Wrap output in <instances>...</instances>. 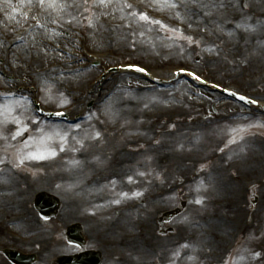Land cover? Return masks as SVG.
Segmentation results:
<instances>
[{"label":"rangeland","instance_id":"obj_1","mask_svg":"<svg viewBox=\"0 0 264 264\" xmlns=\"http://www.w3.org/2000/svg\"><path fill=\"white\" fill-rule=\"evenodd\" d=\"M57 2L73 6L60 10L41 8L38 0H0V46L6 44L3 40L11 38L15 30L24 29L22 43L26 48H33L30 44L34 38L41 39L39 43L44 48L43 38H49L47 31L53 25L59 38L50 41L55 44L64 43L66 48L77 43L74 49L76 55L70 60H75L74 68L79 72L91 71L87 78L76 83L73 78L65 76L72 72H65L67 69L58 65L52 71L56 72L58 81L51 80L55 74L51 75V79H38L37 76L48 75L46 70L49 66L62 64L60 56L59 59L49 55L41 65H37L34 60L30 69L22 63L18 69L16 64L18 73L12 76L3 72L6 67L8 70L14 68V60H19L22 54L27 53L22 47L12 55L13 63L8 59L6 62L5 58L6 63L1 64L0 90L3 89V93L0 94V106L25 105L27 110L18 107L14 115L27 123L30 131L12 140L11 134L16 131L17 125L8 123L0 126V135L8 136L7 141L0 139V160L4 161L0 163L3 169L0 188L5 182L9 186L8 192L0 190V204H6L10 198V206L13 208L6 210L10 214L5 215H11L12 218L7 223L0 218V247H3L4 242L11 243L6 240L7 230L28 235V229L34 223L28 220L43 223L33 200L37 193L46 191L62 200L58 216L42 224V227L46 225L55 232L87 214L108 213L112 206L118 204L137 205L136 210L131 213L124 210L122 214L131 217L132 226H135V220L138 219L151 231L150 239L142 236L137 242L139 248L153 246L150 256H140L141 264H208L220 258L218 255L223 253L227 245L215 247L212 240L216 237L208 238L207 231L215 236L225 233V242L228 239L230 243L228 249L238 244L230 258L219 264H228L232 258L237 261L244 257L252 264H264V256L258 248L264 243V127L249 128L250 125L264 124V113L253 108L249 116L231 118L234 114L248 112L249 108H243L240 104L234 106L221 95H217V98L214 96V101L210 102L203 95L205 90L185 78L172 86H161L143 78L122 87L119 85L120 75L109 74L103 76L107 79L102 84H95L108 66L128 62L141 63L155 70L162 78L169 77L173 68L192 67L209 79L224 83L231 81L245 85L242 79L252 74L255 77L262 74L261 80H264V59L251 52L254 43L246 33L250 29L246 23L250 21L245 18L254 9L264 10L260 0H173L179 6L164 10L155 8L153 0H126L136 10L146 12L154 20L162 21L171 28L181 29L185 36L199 41L191 44L179 39L177 33L168 32L157 25L137 24L121 19L122 13L116 0L108 8L91 9L97 15L101 11L109 13L99 15L98 21L93 16L95 27L88 25L90 13L75 7L76 3H83V0ZM124 2L119 0L121 5ZM91 3L92 0H89ZM190 9L195 12L200 10L196 22L188 15ZM255 28L261 30L259 23L250 29L251 33ZM239 35L243 38L239 39ZM86 51L103 55L102 60L94 65ZM233 61L238 64L228 67V62ZM81 64L89 68L79 69ZM45 82L50 89L47 102L44 99ZM90 85L93 89H88ZM23 86L31 88L21 89ZM243 88L240 87L241 91L254 97L259 93L257 97L264 100V81H251L247 89ZM27 89L30 93L24 91ZM16 91H21V94ZM33 99L43 102L42 107L45 109L66 107L72 117L78 119L73 123L59 119L47 121L34 113ZM115 102L130 104L123 110L120 106H114ZM29 116L39 120L46 132L68 133V141L62 145L64 151L60 150L61 141L57 136L33 144L30 149L32 151L51 148L57 155L45 160H26L23 165L16 167L17 147L34 136L39 141L36 126L26 119ZM246 128L249 130L243 133V140L233 132V129ZM96 132L100 133L99 138H91ZM233 138L236 143H232ZM77 141H82L83 146ZM162 153H165V159H172L170 164L176 165L162 162ZM180 156L186 159L181 167L177 165ZM217 175L219 179L216 184L213 183L217 187H209ZM74 176L81 178L80 181L74 179ZM21 181L24 183L19 185ZM123 193H127V197ZM134 193L142 195L135 196ZM234 194L241 196L238 210L231 211L228 207L224 210L220 205L216 209L215 201L233 198ZM16 200L19 202L15 203ZM115 200L120 203H114ZM197 200L202 202L196 203ZM23 203L27 208L30 203V209L26 210ZM91 205L94 213H87ZM160 207H178L181 211L171 222L165 223L164 233L159 227L160 231L157 230L159 224L154 217L158 214L156 208ZM3 208L0 206L1 210ZM209 215L215 218L212 223L207 220ZM219 218H225L227 229H214ZM229 218L238 220L235 231L229 224ZM113 222L108 218L106 226L110 227ZM203 222L207 226H203ZM131 231L133 229L130 224L129 229L122 228L111 234L107 232L106 235L98 236V243L101 245L104 240H121L122 232L127 234ZM159 238L164 239L159 242ZM123 249L132 261L133 251L128 247L120 248L121 251ZM250 261H241V264H250ZM0 264H9L1 253ZM42 264H48L47 260ZM110 264L117 263L111 261Z\"/></svg>","mask_w":264,"mask_h":264},{"label":"snow or ice","instance_id":"obj_2","mask_svg":"<svg viewBox=\"0 0 264 264\" xmlns=\"http://www.w3.org/2000/svg\"><path fill=\"white\" fill-rule=\"evenodd\" d=\"M116 3L119 6V10L122 13L121 19H128L130 22H134L137 24L157 25L159 27L164 28L168 32L177 33L179 39H184L189 44H191L193 42L199 43V41H194L191 36H185L181 29L171 28L170 26L163 24L162 21L154 20L146 12L136 10L134 8V6L130 3H127L126 0L122 5L119 4V0H116ZM112 4H113V0H92L91 4H89V0H83V3H76L75 7L82 8L85 12H89L90 15L87 18L88 19V25L90 27H95V22H94L92 17L95 16L96 21H98L99 15H109V13L101 11L99 13V15H97L96 13L91 12V9L93 7L105 9V8H108L109 6H111ZM38 6L41 8H56V9L63 10L66 7H72L73 5L58 3L57 0H49L48 3H46V0H38ZM153 6L155 8H157L158 10H164V9H175L179 5L174 3L173 0H153ZM128 10H131V11H128ZM176 15L179 16V13H177ZM72 19L76 20V17H73ZM71 22L72 21H69V23H71ZM39 26L43 27V25H39ZM129 27H131V23H129ZM237 27H243V25H237ZM141 35H143V33H141ZM129 67H133V66H129ZM135 70L140 71V72L145 71V69L139 68V67H135ZM184 71L185 70L181 68L177 73H175V75H179L181 72H184ZM192 75L194 76V79H196L197 81L201 80L200 76H196L195 74H192ZM44 91L46 94L44 99H45V102H47L48 94L50 92V89H48V87H47V82H45ZM8 95H15V94L9 93ZM232 95H236V94L232 93ZM240 99L245 100L246 98L241 96ZM28 103L30 104V101ZM248 103L255 104L256 101L249 100ZM18 107L21 109L27 110L25 105H20V104H16V105L5 104V105L0 106V117H3L2 119H0V126H5L8 123H12V124L17 125L16 131L11 134L12 140H16L18 137H23L25 133L30 131L28 124L25 123L24 121H22L18 116L14 115L16 108H18ZM55 114L61 115V116L64 115V113H61V112H57ZM26 119L30 120L31 123L36 126V133L39 136V141L34 136L30 139V141H23L20 144V146L17 147L16 154H15L16 155V161H15L16 167L23 165L26 160H45V159H48L51 157H55L57 155V153L55 150H53L51 148H49L45 151H32V150H30L33 144H36L38 142L42 143V142H44V140H51L53 138V136L59 137V139L61 141L60 150L64 151V148L62 145L67 143L68 135H69L68 133L62 134L58 131L49 133V132H46L44 127L41 126V122L39 120L32 119L30 116L26 117ZM256 126L264 127V124H262V125H250L249 128L256 127ZM77 127H79V126H77ZM248 130L249 129H247V128L246 129H238V130L233 129V132H235L237 135H239V138L241 140H243V138H244L243 133H246ZM99 136H100V133L96 132L95 135L91 138L96 139V138H99ZM0 139L7 141L8 136L0 135ZM236 142H237L236 139L233 138L232 143H236ZM77 143H80L81 146H83L82 141H77ZM73 150H75V149H73ZM3 162L4 161L0 160V163H3ZM73 163H79V162L74 161ZM140 175H144V173H140ZM129 182H131V177L129 178ZM113 183H115V182H113ZM122 195L127 197L128 194L123 193ZM134 195L140 196L142 194L141 193H134ZM113 202L117 203V204L120 203L119 200H115ZM201 202L202 201H200V200L196 201V203H201ZM188 246L189 245H183L182 247H188Z\"/></svg>","mask_w":264,"mask_h":264},{"label":"bare ground","instance_id":"obj_3","mask_svg":"<svg viewBox=\"0 0 264 264\" xmlns=\"http://www.w3.org/2000/svg\"><path fill=\"white\" fill-rule=\"evenodd\" d=\"M260 2L262 3V5L264 6V3H263V0H260ZM260 4V3H259ZM260 8H262V7H260ZM264 9V8H263ZM189 12H190V14H188L190 17H192L193 18V21L194 22H196V20L198 19V16L200 15L199 13H200V10H198L197 12H195L194 10H189ZM250 13H252V14H246L245 15V18H248V22L249 23H246L247 24V26L249 25L250 26V29L251 28H253V27H255V25L257 24V23H259V26H260V29L261 30H259L258 28H255V31H253V33H251L252 31H250V29L248 30V31H246V33L249 35V37H250V39L252 40V42L254 43V45H253V47H252V49H251V52L252 53H254V54H256V56H261V57H264V49H263V51H261V48H264V10H262V9H254L253 11H250ZM254 16V17H253ZM251 18H253V19H251ZM42 33H46V32H42ZM255 40H256V42H255ZM41 41V40H40ZM39 40H38V38H34L32 41H31V46L34 48V54H35V57H36V64L37 65H41V64H43L45 61H46V59H47V57L46 56H51V57H57V56H59V54L58 53H50V52H48L45 48H43L42 46H41V42H40ZM40 42V43H39ZM22 49L23 50H25L26 49V52L27 53H25V57L22 59V60H19V62H21L22 64H24V66H25V68H26V64H27V61H28V58H29V52H31V48L30 47H25V46H23L22 47ZM27 56H28V58H27ZM102 56L101 55H99V58L100 59H102L101 58ZM225 57H227V55L225 56ZM227 60H229V59H227ZM17 61V60H16ZM234 66L236 65V64H238V63H232ZM18 65V69L21 67V66H19L20 65V63H18L17 64ZM64 67H66V69L68 70V71H71L72 73L70 74V75H65V76H67V77H70V78H73V81L74 82H76V83H80V82H82L85 78H87L88 77V74H89V72H91V71H88V72H84V73H81V72H77V71H74V70H71L72 69V67L70 68L69 67V65H64ZM56 72H52L51 71V73H48V75H45V76H40V77H38L37 76V78L38 79H41V80H47L48 78H50L51 79V75H53V74H55ZM58 75H61V74H58ZM117 76V75H120V78H119V82H120V86H122V87H126V86H129V85H127V84H132L133 83V81L134 80H139L140 79V81H141V79H143L144 78V76H142V75H140V74H138V73H133V72H124V71H117V72H114L113 74H111V76ZM58 76H57V74H55L54 75V77H52V82L53 81H58L57 78ZM62 77H64V76H62ZM59 79H60V76H59ZM107 78H105L103 81H105ZM102 81V82H103ZM102 82H101V84H102ZM131 86V85H130ZM203 95H204V97L208 100V101H214V96H215V98H217V94L215 95V94H210L209 92H206V91H204L203 92ZM90 97H91V95H90ZM100 98H102L103 99V97H100ZM128 104H130V103H126V102H115L114 103V106H120L123 110H125L127 107H128ZM237 106V105H236ZM161 160H162V162H165L166 163V165H169L171 162H172V159L171 160H168V159H165V153L163 154L162 153V155H161ZM186 159L185 158H183L182 156H180V157H178V162H177V165L179 166V167H181V164H185L186 163V161H185ZM147 165V164H146ZM171 166H175L176 164L175 163H172V164H170ZM142 169L143 170H145V168H144V165L142 164ZM185 170V169H184ZM147 171V169L145 170V172ZM52 178H54V177H52ZM74 179H76V180H79L80 181V179L81 178H78L77 176H74L73 177ZM98 179V178H97ZM21 183H24L23 181H21L20 183H19V185L21 184ZM18 185V186H19ZM2 189H4L5 190V192H8L9 191V186H8V184H4V186L2 187ZM22 192H24L25 193V191L23 190ZM236 197H238L237 195H235ZM22 200V199H21ZM241 200V199H240ZM242 201V200H241ZM17 202H19V200H16L15 201V203H17ZM23 202V201H22ZM9 205H8V204ZM7 203L5 204V203H1L0 204V206H4V208L3 209H5V210H9V208L11 207L12 208V206H10V201H9V199L7 200ZM14 203V204H15ZM240 204H241V202H240ZM25 205V204H24ZM2 209V210H3ZM13 209V208H12ZM2 210H0V213H1V211ZM8 213H10V212H8ZM129 217L126 215L125 217H124V219L122 220V221H120V223L121 224H123V225H128V223H129ZM32 220V219H31ZM33 221H35L34 223H33V226L35 227V228H39V226H38V221H36V220H32V221H30V220H28V222H33ZM32 224V223H31ZM221 227L222 228H226L227 227V224H226V222H225V220L224 219H221V220H219L218 222H217V224H216V227H214V229L215 230H219V229H221ZM90 237H92L91 235H90ZM147 238H151V235H149ZM52 241H53V238H51V239H48L47 240V243L48 244H52ZM213 241V243L215 244V247H218V246H220L221 244L220 243H218L216 240H212ZM47 250H49V249H47ZM144 253H145V249L144 248H142V251L140 250V255H144Z\"/></svg>","mask_w":264,"mask_h":264},{"label":"water","instance_id":"obj_4","mask_svg":"<svg viewBox=\"0 0 264 264\" xmlns=\"http://www.w3.org/2000/svg\"><path fill=\"white\" fill-rule=\"evenodd\" d=\"M46 198L48 199V201L52 202V206L54 207L53 210L55 211L58 207L56 200L53 197H52L53 199H51V200L48 197H46ZM38 204H39L38 207H41V200L38 201ZM45 204L47 205V203H45ZM14 255H15L14 253H11L12 258H15Z\"/></svg>","mask_w":264,"mask_h":264}]
</instances>
